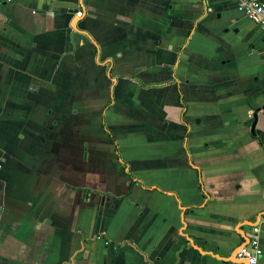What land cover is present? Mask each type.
<instances>
[{"label": "crops", "instance_id": "obj_1", "mask_svg": "<svg viewBox=\"0 0 264 264\" xmlns=\"http://www.w3.org/2000/svg\"><path fill=\"white\" fill-rule=\"evenodd\" d=\"M262 214L264 28L236 0L0 6V264H244Z\"/></svg>", "mask_w": 264, "mask_h": 264}, {"label": "built area", "instance_id": "obj_2", "mask_svg": "<svg viewBox=\"0 0 264 264\" xmlns=\"http://www.w3.org/2000/svg\"><path fill=\"white\" fill-rule=\"evenodd\" d=\"M14 0H0V6L11 3ZM237 8L251 21L260 24L264 28V0H236ZM81 15V12H77ZM264 225V214L259 215L249 227L245 242L235 251V258L244 264H259L262 255L260 245L261 226Z\"/></svg>", "mask_w": 264, "mask_h": 264}]
</instances>
